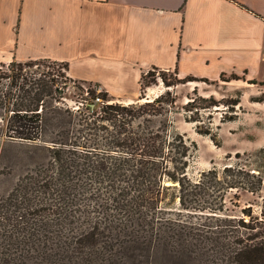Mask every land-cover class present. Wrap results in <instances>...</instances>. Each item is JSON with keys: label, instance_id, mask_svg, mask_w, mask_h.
Returning <instances> with one entry per match:
<instances>
[{"label": "trees", "instance_id": "obj_1", "mask_svg": "<svg viewBox=\"0 0 264 264\" xmlns=\"http://www.w3.org/2000/svg\"><path fill=\"white\" fill-rule=\"evenodd\" d=\"M67 70L68 63L42 58L0 63V145L46 151L0 195V264H264V209L221 213L231 189L262 192L260 170L233 161L224 177L215 167L203 174L210 179L191 181L190 144L170 118L176 97L170 89L152 99L144 94L156 80L151 70L135 102H107L103 91L105 102L93 107V88L86 103H64ZM166 72L168 88L209 80L174 70L171 81ZM231 79L264 85L245 74ZM240 96L227 103L235 113L222 121L236 118ZM222 103L197 97L187 105L199 112ZM197 132L216 141L210 126ZM170 190L178 196L168 197Z\"/></svg>", "mask_w": 264, "mask_h": 264}, {"label": "crops", "instance_id": "obj_2", "mask_svg": "<svg viewBox=\"0 0 264 264\" xmlns=\"http://www.w3.org/2000/svg\"><path fill=\"white\" fill-rule=\"evenodd\" d=\"M41 58L123 102L153 68L264 81V0H0V63Z\"/></svg>", "mask_w": 264, "mask_h": 264}, {"label": "rangeland", "instance_id": "obj_3", "mask_svg": "<svg viewBox=\"0 0 264 264\" xmlns=\"http://www.w3.org/2000/svg\"><path fill=\"white\" fill-rule=\"evenodd\" d=\"M150 70L155 74L156 80L149 86H144L143 91L146 98L152 99L167 89H170L176 97V106L172 110L170 118L173 129L183 134L188 144H190L188 177L191 181L195 182L201 178L210 179V175L203 177V174H207L208 170L215 167L220 171V177H224L221 173L223 166L233 161H240L241 164H246L247 168L252 172L258 173L260 170L264 178V104H253L251 100L252 97H264L263 84H249L243 79H231V74L236 73L232 72L216 80L209 79L207 82L189 81L168 88L162 81L160 73L167 71L166 74L169 80L175 81L174 70L158 68ZM236 74L243 76V74ZM227 79L231 80L227 81ZM92 86L93 84L72 78L65 90L64 103L74 107H76L77 101L86 103L89 96L81 89L85 87L92 88ZM238 96L241 97V102L236 106V118L222 121V117L226 115L232 116L235 113L230 110L231 108L227 106V103L234 101ZM197 97H213L223 103L212 108H200L199 112L194 107H190V110H188L189 105L187 103ZM108 99L109 101L107 102L110 103L120 102L128 104L135 102H123L111 96H108ZM187 116L199 117L201 121H186ZM197 125L202 128L212 127V132L217 135L216 141H213L209 136L198 133ZM237 152L241 153V159L235 157ZM44 154H46V151L27 148L25 145H2L1 143L0 195L8 192L15 185L18 176L31 168L34 163L44 161L42 160ZM237 193L240 195L239 199L234 196ZM172 194L178 196V190L168 191V197ZM259 194H264V186L262 192L258 194L231 189L225 194L223 199L225 208L221 213L240 216L244 214L242 209L251 204L254 213H260L264 209V203ZM179 202L180 198L178 197L175 203L177 207H179ZM183 212V214L187 215L186 210H183ZM193 219H197V217ZM202 219L205 220V218Z\"/></svg>", "mask_w": 264, "mask_h": 264}, {"label": "built area", "instance_id": "obj_4", "mask_svg": "<svg viewBox=\"0 0 264 264\" xmlns=\"http://www.w3.org/2000/svg\"><path fill=\"white\" fill-rule=\"evenodd\" d=\"M92 88L96 91L94 98H91V106L93 107L96 103H104L103 98L101 97V92H103L99 86L93 85ZM84 93L89 96V87L84 88Z\"/></svg>", "mask_w": 264, "mask_h": 264}, {"label": "bare ground", "instance_id": "obj_5", "mask_svg": "<svg viewBox=\"0 0 264 264\" xmlns=\"http://www.w3.org/2000/svg\"><path fill=\"white\" fill-rule=\"evenodd\" d=\"M190 82H192V81H190Z\"/></svg>", "mask_w": 264, "mask_h": 264}]
</instances>
